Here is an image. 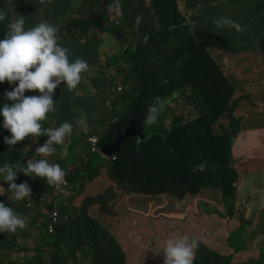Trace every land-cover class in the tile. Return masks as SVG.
<instances>
[{"label": "trees", "instance_id": "trees-1", "mask_svg": "<svg viewBox=\"0 0 264 264\" xmlns=\"http://www.w3.org/2000/svg\"><path fill=\"white\" fill-rule=\"evenodd\" d=\"M74 3L71 0H52L43 4L40 0H0V8L8 11V19L0 22V36L6 35L7 25L15 16L22 15L25 18L26 28L47 20L58 27L59 42L68 47L69 58H82L90 66V73L82 74L76 90L69 92L61 85L53 96L56 100V111L50 113L53 120L61 124L67 121L74 125L73 141L68 147L73 149L83 135L82 131L78 133L75 126V121L83 116V111L95 114V119L88 120L89 128L94 133L102 135L109 128L101 137L102 146L112 142L118 131L130 125L146 132L148 126L144 125L143 120L147 108L156 103L158 97L169 98L176 87L182 86L179 93L182 102L194 109L190 102L193 92L202 116L185 120L182 114L173 115L162 134L157 136L158 145L149 146L146 140L129 138L116 160L103 158L102 166L107 170L109 179L132 192L149 195L167 193L182 200L188 195L200 194L203 189L213 188L222 192L227 204L239 181L236 169L231 168L232 160L224 152H230L234 133L224 132L217 136L210 124L226 117L235 101V87L205 47L212 45L234 50L236 42L260 35L264 31L258 28L260 20H264V11L256 13L257 7L252 0H242L238 4L224 1V12L244 26L245 31L240 33L227 28L221 35H217L210 30L211 27L191 31L187 20L188 9L183 0H86L82 5L75 6ZM75 8L81 10V17L74 19L72 24L81 32L71 33L70 39L64 40L60 24L65 21L67 11ZM111 8L119 9L116 19L120 21L119 24L110 19ZM247 9L248 18L245 19ZM137 17H141L139 25L135 22ZM156 21L160 23L158 29ZM90 31H94L92 38H89ZM98 32L112 36L118 48L114 55L107 58L104 66L100 64L99 53L105 40ZM127 32L132 36L131 41L127 38ZM226 32L227 38L223 37ZM97 64L99 69L94 71ZM112 69L115 75L109 77L107 72ZM118 78H122L125 90L112 92V82ZM11 87L7 81L0 84V104L6 102L3 93L11 90ZM94 89L97 95H83ZM32 94L36 93L25 92V95ZM107 102H110L111 109L107 107ZM2 119L0 117V121ZM105 119H109L110 124L99 132L98 126ZM231 120L236 121L234 117ZM42 125L49 127L45 123ZM7 135L10 133L0 127V166L5 163L23 166L27 154H31L26 150L31 147L33 140L38 139L43 145L48 138L29 137L9 146L3 140ZM56 148L57 151L48 159H57L65 167L67 159L61 158L65 147L62 144ZM85 149H88L85 154L88 158L100 155L92 154L88 146ZM206 153L211 158L206 162L205 170L201 174L194 172L196 165L204 163L201 158ZM69 156L76 162L81 161L72 152ZM85 166L84 170L77 172L67 168L72 187L82 178H94L100 167H94L88 160ZM21 182H27L30 186L34 184L33 178L18 173L16 183ZM165 183L169 184L165 186ZM7 186V182H4V194L0 191V201L5 205L7 196L12 194L5 190ZM64 204L59 206L54 201L49 205L40 203L37 218H32L30 222L31 227L39 225L36 247L32 250L29 245L20 244L19 238L8 243L0 242V264H19L14 254H26L24 260L29 264H48L42 255L46 254L47 257L49 252L54 257L53 264H64L77 251L91 256L92 264H124V253L118 242L87 211H74L69 221L57 227L54 235H45L44 229L53 208L63 214L69 213ZM104 210L115 211L110 205V198ZM8 254L12 255L11 259L6 257Z\"/></svg>", "mask_w": 264, "mask_h": 264}, {"label": "clouds", "instance_id": "clouds-1", "mask_svg": "<svg viewBox=\"0 0 264 264\" xmlns=\"http://www.w3.org/2000/svg\"><path fill=\"white\" fill-rule=\"evenodd\" d=\"M61 1L67 2L69 0ZM48 2H52V0H40V3L42 4ZM200 3L205 6V8H209L214 2L213 0H211V2L210 0H200ZM6 19H8L7 9L0 8V22L5 21ZM212 20L214 24L213 29L211 28L210 30L217 35H221V29L225 27L235 29L240 33L245 31L244 26L229 16L225 15L219 17L218 15H212ZM135 22L139 25L141 23V17H137ZM116 23L119 24L120 21L117 20ZM25 25L26 20L22 15L15 16L7 25L6 35L4 37L0 36V84L7 81L9 86H13L11 87V90H5L3 93L6 102L0 104V117L3 118L2 121H0V127L10 133V135L4 136L3 138L4 143L9 146H14L17 142L23 141L29 137L40 138L42 136H47L48 138L43 145L40 144L38 139L33 140L30 157H27L26 161L23 162V166H18L16 163H5L0 166V182H7L8 186L5 190L12 193L7 196V205L0 201V234L6 232L15 233L18 229L25 228L26 223L30 224L31 221L28 219V216L25 215V212L30 211L34 200L40 197V203L43 205H49L51 201H54V204H58L59 206L61 203H65L64 208L69 210V213L63 214L62 211L58 212L56 208L52 209L49 215L50 220L44 229L45 235L52 236L56 233L57 227L63 222L69 221L71 214L76 210L72 207L75 195L72 191L73 187L67 197L58 194V192L65 190L68 183H70L67 173V164L64 167L61 161H57V159H48V157H51L57 151V145L63 144L64 147H68L73 139L74 125L73 123L65 121L62 124L55 122L59 126L53 127V125L47 120V117L52 118L50 113L56 111V100L53 99V96L57 87L62 85L63 89L66 88L69 92L76 90L82 80V74L90 73V66L88 62L82 58H76L74 60L69 58L70 51L68 47L63 46L59 42L58 27L56 25L47 20H41L32 27L26 28ZM189 25L193 32H196L202 27L201 24L200 26L193 22H189ZM223 37L227 38L225 34H223ZM111 38L113 37L111 36ZM212 47V45L206 46V52L210 53ZM215 48L232 51L220 47ZM210 55L212 56L211 53ZM212 58L214 57L212 56ZM122 89V85L120 84L117 87V90L122 91ZM26 91L36 94L25 95ZM171 99L172 98L158 97L157 102L147 108V113L143 120L144 125L152 126L156 124L157 120L167 112V106L171 105ZM234 99L236 100V88ZM189 112V110L186 111V118L188 117ZM221 119H219V121ZM42 123L47 124L49 127H43ZM249 124L250 123H248V125ZM75 126L79 127L84 133H86L85 141L92 154H101L103 158L108 161L116 160L123 146L119 153L111 158H108L101 153V147L107 145L100 146L101 137L108 131V127L106 131L102 132V135L94 132L87 133L90 126L86 116L78 118L75 121ZM133 126L135 127V125ZM243 130L244 125L242 121L234 122L230 119L229 124L227 126H222L221 132L218 134L216 133V135L220 136L224 134V132L234 133V137L231 141L232 150L237 138ZM144 134L146 135L147 133L144 132ZM92 139H95V144ZM77 164L82 165L83 161H78ZM206 166V163H200L193 168V171L203 172ZM18 173H23L27 177L33 178L34 184L32 186L27 182L17 184L16 179ZM95 180L97 179L88 178L84 181V178H82L79 183L85 182L84 185L90 187L89 185ZM109 180L112 184L114 183L111 179ZM116 185L129 193L140 194L138 199L141 201L148 199L158 200L170 195L167 193L160 195L136 193L128 190L120 184ZM41 187H44L46 190L43 196H46L47 191L50 189L56 190L57 195L50 196L44 200V197L42 196L43 189ZM34 192H38V196L34 195ZM105 194L111 193L101 194L103 195L100 199L102 205L106 203ZM96 198L97 197H95V199ZM222 199L226 204L223 196ZM21 204L24 205L23 209L19 208V205ZM113 204L112 201L110 205ZM87 212L92 219L98 214V212ZM133 212L138 211L130 208L128 209V215H131ZM96 221L118 242L124 253V264H127V254L114 233L116 222L109 220L103 221L100 224L98 220ZM41 222H43V220ZM165 233L168 234V238L164 239L161 236V241L163 242L160 250H162L163 253V260L158 264H194L195 250L199 248L202 241L197 237L189 238L187 235H172L170 231H166ZM28 245L31 248L29 241ZM37 249L41 250V247L37 246ZM24 255L25 254H22V256ZM42 256L46 258L48 264H53L54 257L51 252L48 253L47 257L46 254H43ZM6 257L11 259L12 255L8 254ZM64 264H92V257L77 251L75 256H69Z\"/></svg>", "mask_w": 264, "mask_h": 264}, {"label": "rangeland", "instance_id": "rangeland-1", "mask_svg": "<svg viewBox=\"0 0 264 264\" xmlns=\"http://www.w3.org/2000/svg\"><path fill=\"white\" fill-rule=\"evenodd\" d=\"M75 5H82L86 0H74ZM259 2H263L264 0H258ZM211 2V0H210ZM264 11V10H263ZM81 10L79 8H75L73 10H68L65 16V21H63L60 26L62 27V35L64 40H68L71 37V33H80V29L77 28L72 24V21L76 18H80ZM119 16V9L111 8L109 12V17L113 21ZM205 22L207 26H211L209 21V14L205 15ZM160 26V23L156 21V27ZM213 29V26H211ZM94 31L89 32V38H92ZM99 35L105 40V43L101 47V51L99 53L100 64L104 66L108 57L114 55L118 48L116 46V42L111 38V36L98 32ZM127 38L131 41L132 36L129 32H127ZM234 48L237 50L242 49H262L264 51V31L253 38L246 39L243 42H236L234 44ZM211 53V51H210ZM212 54V53H211ZM99 69V65L95 66L94 71ZM226 73V76L229 78L232 77V73H238L244 76L245 70H237L232 71L228 69L223 70ZM109 77H114L115 73L114 70H110L107 72ZM122 85V91H118L117 87ZM182 86H178L174 89L173 93L170 94L168 97L172 98L173 100L170 102L171 105L168 106L169 110L157 120V123L148 126L146 129V141L149 142V146H156L159 143V139L157 136L162 134L164 127L168 126L171 118L173 115H180L184 116L185 120H192L195 117H201L202 114L200 113V107L197 102L194 100L193 96L190 99L191 104L193 105L194 109L191 106H187L182 102V96L179 95ZM238 94L236 95V100L230 106L227 115L225 118H222L220 121H214L210 125L215 133L221 132L222 126H227L231 117L236 119L235 122H240L239 113L241 109L236 110L239 102L242 100H246L247 97L251 95V92L254 87L247 85L238 84ZM117 90L118 92H123L125 90V86L122 84V78L115 79L112 82V89L111 91L114 92ZM192 92V90H191ZM82 93V92H80ZM83 95L87 96H95L97 95L96 90H92L89 93H83ZM193 95V92H192ZM107 107L111 109L110 102H107ZM189 110L188 117H185L186 111ZM83 116H86L88 120L95 119V114L90 115L87 111H83ZM229 117V118H227ZM47 120L53 125V127H58L59 125L55 123L53 118L47 117ZM248 116H245L243 123L248 122ZM110 124L109 119H105L101 125L98 126V131L102 132L108 125ZM78 133L82 131L79 127H77ZM83 135L78 140L77 145L71 149L69 147H65L61 158H66L67 168L72 172L82 171L86 168L85 163L87 160L89 164L93 165L94 167L100 166L95 174V177L98 176L97 182L90 186L86 187L84 183H78L72 189V185L68 183V186L62 192H58L59 195L63 197H67L68 193L71 191L74 192V199L72 203V207L76 211H97L96 207L94 206V199L99 194L111 193L114 194L116 191H125L119 188L117 185H113L108 177L107 170L102 166L103 163V156L100 154L93 158H88L85 156L88 149L87 143L85 141L86 133L82 131ZM87 133H93L92 129L89 128ZM73 141V139H72ZM148 146V147H149ZM147 147V148H148ZM144 149V151L147 150ZM27 153L31 152V147H27ZM72 152L77 157L81 158L83 161L82 165H78L76 161L70 158L69 154ZM226 153V156L231 160L230 153ZM252 156V154H251ZM247 158L244 161L239 162L236 166H234V161H232L231 168L236 169L242 175L239 178L238 185L241 184V187H237L234 190L233 196L227 200V204L222 201V192L218 189H203L201 194L198 196L189 195L183 202L187 205V211L182 214L181 216H175L173 218H169L167 216H161L158 220L159 222L166 221V227L168 230H171L174 225L180 227L179 232L175 231L172 233L180 234V235H187L189 238L197 237L199 238L202 243L200 244L199 248L195 250V259L194 264H264V259L261 258L260 262H256L255 259L259 256H264V155L255 154L251 158ZM29 158L30 155L27 154ZM210 154L206 153L201 158V161L206 163L210 159ZM202 172H200L201 174ZM94 177V178H95ZM84 181L86 179L84 178ZM3 183V184H2ZM169 183H165V186ZM4 182H0V191L4 193ZM237 185V186H238ZM42 196L45 194L46 190L44 187ZM112 189V191H110ZM34 195L38 196L37 193H33ZM57 195L56 190H48L44 200L48 197ZM99 197V196H98ZM115 200H119L120 203L124 204L128 201V198L121 194L118 197H112ZM163 201V200H162ZM162 201H155L154 204L151 206L153 207V211L150 215H146L149 218H156L161 214H169L172 213V208H170L167 204L169 202L173 203L176 201L173 197L169 196L165 201V204L162 205L159 202ZM40 197H38L32 203V208L30 211L25 212V215L28 216V219L31 221L32 218H37V206L40 204ZM218 203H222L224 206L219 205ZM225 207V209H223ZM19 208L23 209L24 205H19ZM59 212V209H57ZM123 213L128 215V208H126ZM198 213L201 216L200 222H197L194 214L198 217ZM145 219L148 220L149 218ZM182 217V218H181ZM191 219L193 224L191 223ZM41 225L42 222H39ZM163 225V223H160ZM233 225L232 228L236 227L232 236L223 237L222 240L226 239V241L233 247L234 251H229L226 248L224 242L222 241L220 244H214L213 241L216 242L219 238H221L224 233L230 228L229 226ZM163 230L158 231L161 236L166 239L168 238V234L164 231V226H162ZM156 231L154 229H150L144 233V236L149 239L150 237L154 236ZM39 235V225L31 227L30 224L26 223L25 228L18 229L15 233H1L0 234V242L8 243L14 241L16 238H19L20 244L23 245H31V249L33 250L36 246V240L38 239ZM171 235V236H172ZM241 237V245L237 243L238 238ZM132 238L129 241L130 253H137L144 247V242L139 237H130ZM128 240V239H127ZM225 247H223V246ZM150 253L155 254L156 251H151ZM27 255L25 254L22 256L20 255H13V257L18 261L19 264H29L24 259ZM33 257V256H28ZM163 253L160 250L157 259H162Z\"/></svg>", "mask_w": 264, "mask_h": 264}, {"label": "crops", "instance_id": "crops-1", "mask_svg": "<svg viewBox=\"0 0 264 264\" xmlns=\"http://www.w3.org/2000/svg\"><path fill=\"white\" fill-rule=\"evenodd\" d=\"M224 1H229L233 4H238L242 0H213V4L209 8H205L200 3V0H183V3L186 4L188 9V22H193L196 24H201L202 27H211L213 26V20L212 15H218L220 16H228L223 9V3ZM253 5L257 7L256 13L262 12L264 10V3L259 2L258 0H252ZM209 14V21L211 23V26H207L205 22V15ZM211 15V16H210ZM248 18V9L245 13V19ZM200 25V26H201ZM212 28V27H211ZM258 28L264 29V20H260V26ZM227 29V27L221 29L224 31ZM227 36V32L225 33ZM212 56L215 58V60L220 64L222 69H228L232 71L237 70H245L244 76L238 73H232V77H230L231 83L236 88V95L238 94V84L247 86H253L254 89L251 92V95L247 97L246 100H242L239 102L236 110L241 109L239 115L240 120L243 122L245 116H248V122L243 123L244 130L237 138L233 149L229 151H224L227 153H230L231 160L234 161V166H236L239 162L246 160L249 158L253 153L255 154H261L264 155V51L262 49H242L237 50L234 49L232 51H225L220 50L215 47H212L211 49ZM226 74V73H225ZM248 123H250L248 125ZM251 156V158H252ZM239 178L242 175L239 171ZM96 179L98 176L95 177ZM97 182L95 180L91 185H94ZM113 185H116L113 183ZM238 185V182H237ZM237 187H241V184H239ZM105 192L101 193L104 194ZM99 194V195H101ZM124 194L128 201L124 204L120 203L119 200H115V198L112 197H118L119 195ZM201 194V193H200ZM198 194V195H200ZM98 195V196H99ZM106 195V203L104 205L101 204V196H96L97 198L94 200V206L97 211H90L91 213H97L98 214L93 217V220H98L100 224L103 221H113L116 222V227L114 228V233L116 234L118 240L122 244L126 254H127V264H158L161 263L162 259H157L156 256H158V252L161 249L162 242L161 241V234H159L158 231H161L163 229L162 226H164V231H170L171 233H174L175 231L179 232L180 227V221L179 226L174 225L171 230H168L166 227V221H162L158 223V220L161 216H167L169 218H173L175 216H181L182 214L187 211V205L183 202L188 196H186L182 200H177L174 196L168 195L167 197H164L162 199H148L145 201H141L138 199V196L140 194L135 193H129L127 191H116L114 194H105ZM198 195H192V196H198ZM169 196L173 197L176 201L173 203L169 202L167 205L172 208V213L169 214H161L157 216L156 218H149L146 215H150L153 211V207H151L155 201H165ZM110 198V204L113 201V207L115 211H105L104 209L107 208V204ZM159 202L162 205L165 204V202ZM223 201V199H222ZM221 206H224L222 203H218ZM143 207V208H142ZM126 208L137 210L138 212H133L131 215H125L123 211ZM225 209V207L223 208ZM142 211V212H141ZM197 222H200L201 216L198 213V217L194 214ZM149 218L148 220L145 219ZM182 218V217H181ZM97 222V221H96ZM160 223H163V225H160ZM191 223L193 224V221L191 219ZM230 228L224 233L228 236H232L236 230L235 228H232L233 225L229 226ZM150 229H154L156 231V234L149 239L144 236V233ZM229 232V234H228ZM130 237H139L144 242V247L137 253H130L129 252V241L132 240ZM227 237V236H225ZM128 239V240H127ZM223 236L219 238L218 240L213 241L214 244H220L222 241L224 242L226 248L228 250L234 251L231 243L229 244L226 239L222 240ZM241 237L238 238L237 243L241 245ZM223 246V245H222ZM223 246V247H225ZM242 247V245H241ZM156 251L155 254L150 253L151 251ZM235 252V251H234ZM239 253V252H235ZM261 258L264 259V256H259L255 259L256 262H260Z\"/></svg>", "mask_w": 264, "mask_h": 264}, {"label": "water", "instance_id": "water-1", "mask_svg": "<svg viewBox=\"0 0 264 264\" xmlns=\"http://www.w3.org/2000/svg\"><path fill=\"white\" fill-rule=\"evenodd\" d=\"M129 137H138L140 138V141L146 139V135L144 134V132L136 130L132 125L127 127L124 132L118 131L117 137L113 142L101 147V153L108 158L113 157L114 155L119 153L121 147L123 146V143Z\"/></svg>", "mask_w": 264, "mask_h": 264}, {"label": "built area", "instance_id": "built-area-1", "mask_svg": "<svg viewBox=\"0 0 264 264\" xmlns=\"http://www.w3.org/2000/svg\"><path fill=\"white\" fill-rule=\"evenodd\" d=\"M92 141L94 142V144L96 143L95 139H92Z\"/></svg>", "mask_w": 264, "mask_h": 264}]
</instances>
